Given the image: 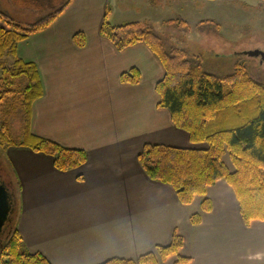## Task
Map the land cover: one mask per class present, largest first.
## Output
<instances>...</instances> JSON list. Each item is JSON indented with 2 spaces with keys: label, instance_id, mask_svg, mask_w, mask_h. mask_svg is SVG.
<instances>
[{
  "label": "crops",
  "instance_id": "1",
  "mask_svg": "<svg viewBox=\"0 0 264 264\" xmlns=\"http://www.w3.org/2000/svg\"><path fill=\"white\" fill-rule=\"evenodd\" d=\"M152 1L71 0L49 26L18 43L16 56L36 64L43 89L32 104V133L87 154L84 165L62 171L44 152L6 149L21 184L22 239L51 264H100L137 259L169 244L176 232L183 239L179 253L190 258L186 264H264V220L245 224L224 179L208 187L212 207L204 211V196L182 203L171 185L149 178L138 162L145 143L196 147L159 106V57L144 42L119 49L100 31L111 5L128 12L141 7L149 17ZM203 1L183 3L195 13ZM77 32L86 37L83 46ZM132 68L138 83L121 79ZM175 261L173 255L160 264Z\"/></svg>",
  "mask_w": 264,
  "mask_h": 264
},
{
  "label": "trees",
  "instance_id": "2",
  "mask_svg": "<svg viewBox=\"0 0 264 264\" xmlns=\"http://www.w3.org/2000/svg\"><path fill=\"white\" fill-rule=\"evenodd\" d=\"M34 1L43 2L42 9L53 10L26 24L0 10V20L8 26L0 27V105L9 100L17 103L23 122L21 131L14 134L8 122L0 121V169L4 171L0 180L8 190L10 202L0 233V264H51L43 254L31 252L20 234L21 184L6 149L25 145L44 152L53 157L55 167L62 171L87 162L83 149L64 147L31 131L32 104L43 89L36 64L16 56V48L28 35L49 26L71 0L25 2ZM207 22L217 25L212 19ZM166 23L189 26L182 18L168 19ZM100 31L119 49L144 42L159 57L164 66V75L156 84L159 106L170 111L173 123L187 131L192 143L206 144L178 147L145 143L138 162L148 177L171 185L182 203L204 196V211L212 207L206 197L208 187L224 179L236 194L245 224L264 220V81L252 76L240 60L227 73L205 70L200 55H192L183 47H167L145 21L112 24L104 17ZM74 39L79 46L86 41L83 32H77ZM9 56L14 58L11 63L5 61ZM121 79L138 83L140 73L132 68L123 72ZM226 155L229 161L225 160ZM192 221L198 222L199 214L192 215ZM182 245V237L175 232L169 244L159 245L137 259L112 257L100 264H160L173 255L176 264H186L190 258L179 253Z\"/></svg>",
  "mask_w": 264,
  "mask_h": 264
},
{
  "label": "rangeland",
  "instance_id": "3",
  "mask_svg": "<svg viewBox=\"0 0 264 264\" xmlns=\"http://www.w3.org/2000/svg\"><path fill=\"white\" fill-rule=\"evenodd\" d=\"M25 1L0 0V10L24 24L35 21L53 10L42 9L43 2L34 1V4H30ZM148 6L152 9V15L149 17L143 13L141 7H131L128 12L122 10L121 6L111 5L106 18L109 22H118L125 18L146 21L167 47H183L192 55H200L205 70L227 73L234 63L240 60L246 64L252 76L264 81V56L253 54L255 50L264 52V0L203 1L199 3L197 14L196 11L193 13L191 9L188 10L189 3H183V0H154ZM174 18L187 20L189 26L184 28L166 23V20ZM199 18L206 20L199 23ZM210 18L215 20L217 25L207 22ZM0 27L8 29L3 21ZM12 59L13 57L9 56L5 61L11 63ZM0 121L8 122L12 132L18 134L23 123L19 105L11 100L0 105ZM195 145L206 146L205 143ZM225 157L224 159L229 161L228 155ZM1 172L4 171L0 169Z\"/></svg>",
  "mask_w": 264,
  "mask_h": 264
},
{
  "label": "water",
  "instance_id": "4",
  "mask_svg": "<svg viewBox=\"0 0 264 264\" xmlns=\"http://www.w3.org/2000/svg\"><path fill=\"white\" fill-rule=\"evenodd\" d=\"M261 50L254 51V54L261 53ZM263 54V53H262ZM10 211L9 195L6 186L0 180V233L2 231L4 222Z\"/></svg>",
  "mask_w": 264,
  "mask_h": 264
},
{
  "label": "flooded vegetation",
  "instance_id": "5",
  "mask_svg": "<svg viewBox=\"0 0 264 264\" xmlns=\"http://www.w3.org/2000/svg\"><path fill=\"white\" fill-rule=\"evenodd\" d=\"M255 51H257V50H255ZM259 51V50H258ZM261 52V51H260ZM263 53V54H262ZM253 54H254V51H253ZM257 54H262L263 56H264V52H261V53H257Z\"/></svg>",
  "mask_w": 264,
  "mask_h": 264
}]
</instances>
